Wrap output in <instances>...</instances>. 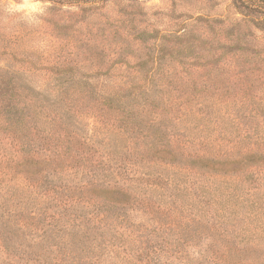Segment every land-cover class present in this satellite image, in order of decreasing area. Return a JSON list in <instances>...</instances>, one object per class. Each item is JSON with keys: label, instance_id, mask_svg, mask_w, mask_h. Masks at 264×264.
Here are the masks:
<instances>
[{"label": "trees", "instance_id": "trees-1", "mask_svg": "<svg viewBox=\"0 0 264 264\" xmlns=\"http://www.w3.org/2000/svg\"><path fill=\"white\" fill-rule=\"evenodd\" d=\"M45 1L48 15L67 1L84 22L117 0ZM231 1L243 19L211 28L210 42L187 34L168 45L151 32L163 42L138 48L145 31L131 32L125 6L120 25H55L65 50L45 48L40 65L21 56L32 35L22 22L0 36V264H264V46L241 28L264 33V0ZM224 36L230 45L215 48ZM168 54L204 63V91L157 90L184 82L164 76ZM82 59L106 75L108 62L134 65L99 92L80 79ZM33 70L47 83L32 87Z\"/></svg>", "mask_w": 264, "mask_h": 264}, {"label": "rangeland", "instance_id": "rangeland-1", "mask_svg": "<svg viewBox=\"0 0 264 264\" xmlns=\"http://www.w3.org/2000/svg\"><path fill=\"white\" fill-rule=\"evenodd\" d=\"M187 2L189 1L132 0V2H130L126 0H117L109 2L106 5H102L95 11L89 12L88 15H90V17L86 18L84 22H81L80 19L71 21L67 12H77L79 11V8L76 6H70L67 1H60V3L58 2V4H55L54 7H56L58 12L56 15L50 16L48 15V9L53 7V4L45 0H31V3L39 5V8L36 11L31 12L22 8L24 0H0V27L6 24L5 27L0 29V36L10 34L12 37L18 34V29L20 27L19 23L22 22L24 27L31 32L32 35L26 38L27 41H29L30 46L26 52H21V56L25 57L29 61H32L34 64L40 65L47 60V56L44 53L45 48L48 49L55 44V47L59 50L60 48H64L65 50L63 39H55L57 35V32L54 31L56 28L55 25H57V27H69L70 31L71 27H83V29L88 27L97 29L99 27L108 28L109 26L120 25L121 18H123L122 10L124 9V6L134 10L135 13L133 17L136 20L137 29L131 32L139 35L141 32L145 31L144 37L147 40L142 45L138 44V48L163 42L162 39L150 38L149 34L151 32H155L154 36L161 35L169 38L171 43L166 42L168 45H173V42L176 41V35L185 36L187 34L190 35V37L196 38L199 42H201V40L210 42L209 35L212 36L210 32L211 28H216V30H223V32H225L230 27L228 29V31H230L232 26L236 25L238 21L243 19V16L233 7L231 0H200V4L202 5L201 7L189 6ZM131 3H135V6L133 7L130 5ZM8 16H11L12 18L8 19ZM201 19L219 20L224 21V23L221 25L222 28H220L217 24L212 27L208 23L200 21ZM225 28L227 29L225 30ZM241 28L248 37H254H251L250 39L255 45L259 43L260 47L264 46L263 32L255 29L251 25ZM225 36L221 39L220 44L215 45V48L218 49L220 47H227L230 45V41L228 38L226 39ZM185 40L186 39H182L181 42H185ZM52 41L53 43H51ZM137 42L139 43L138 40ZM208 48H211V45H205V49ZM261 50L263 51L264 49ZM174 55L176 56L177 54L174 53ZM195 56L196 54H194V57ZM1 59L3 60V58ZM211 59L212 57L210 56L209 60ZM166 60L167 64L170 63V65L166 66L164 76L170 78L175 77L177 79L183 78L184 82L175 83L173 85H169L167 82H161L158 85L157 90L164 91L165 93H175L187 90L192 91L195 88H204L203 84L206 79L203 76L207 73V71L203 68L204 63L198 62L197 60H194V58H185L186 63L180 65L177 61H171L170 54H168ZM220 61V67H228L234 62L230 55ZM2 63L4 64V62ZM99 63H101V61L98 59H82L78 71L80 79L92 84L95 90L99 92L110 89L111 87L117 88L121 83L123 72L124 74H127L126 70L132 71L129 66L132 67L134 65L133 60L128 62L125 60L111 61L110 63L108 62V66H113V69L109 75H106V69L101 68ZM27 75L29 80L32 81V83H30L32 84V87L36 85L39 86L41 83H47V78L49 76L47 73L41 71L37 72L35 70ZM262 75H264L263 71L258 77ZM232 84H234L236 88L242 87V77H235L234 75ZM262 84L264 86V79L255 83V89H260ZM250 88L251 87H249V89ZM258 92L259 90H257V92L256 90L251 91V93L255 94ZM211 102L212 101H199V103L204 104Z\"/></svg>", "mask_w": 264, "mask_h": 264}, {"label": "clouds", "instance_id": "clouds-1", "mask_svg": "<svg viewBox=\"0 0 264 264\" xmlns=\"http://www.w3.org/2000/svg\"><path fill=\"white\" fill-rule=\"evenodd\" d=\"M22 8L31 12V11H36L39 8V5L31 3V0H24Z\"/></svg>", "mask_w": 264, "mask_h": 264}]
</instances>
